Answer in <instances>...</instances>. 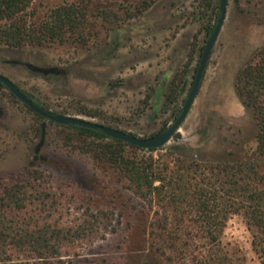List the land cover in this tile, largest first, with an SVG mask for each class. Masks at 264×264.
<instances>
[{
    "label": "rangeland",
    "instance_id": "1",
    "mask_svg": "<svg viewBox=\"0 0 264 264\" xmlns=\"http://www.w3.org/2000/svg\"><path fill=\"white\" fill-rule=\"evenodd\" d=\"M75 1L34 0L32 7L35 16L41 17L49 8ZM137 1L91 0L86 45L67 41L16 49L0 43V74L53 115L85 119L138 138L152 137L179 115L175 114L189 93L208 39L205 30L218 19L219 0H214L206 13L198 6L200 0H159L140 18L113 28L98 16L102 8L123 16L122 8ZM193 43L195 52L179 96L162 112L165 93L173 76L185 68ZM262 47L264 0H227L195 99L178 131L158 152L169 150L187 160L256 158L255 120L237 94L235 79L238 70L253 62ZM42 124L43 140L35 152ZM58 129L57 124L37 118L6 89H0V178L24 181L26 169L42 172L53 187L73 197L74 209L113 213L108 230L127 237L121 244L114 233H107L106 243L121 246L110 255L136 248L142 242V222L136 220L133 231L128 228L127 216L135 210L128 200L126 182L76 140L65 146L56 136ZM260 162L264 166V161ZM221 242L237 251L243 264L260 263L240 215L229 218ZM80 253L90 259L88 263L106 255L98 247Z\"/></svg>",
    "mask_w": 264,
    "mask_h": 264
},
{
    "label": "trees",
    "instance_id": "2",
    "mask_svg": "<svg viewBox=\"0 0 264 264\" xmlns=\"http://www.w3.org/2000/svg\"><path fill=\"white\" fill-rule=\"evenodd\" d=\"M33 1L0 0L2 45L18 49L67 41L87 44L85 30L91 0L59 4L41 17L35 16ZM157 1L130 3L122 8L123 16L119 11L102 8L98 16L113 28L140 18ZM213 2L200 0L202 13L210 10ZM213 27L206 28L208 36ZM194 52L193 43L185 68L173 76L165 93L162 112L176 102ZM235 87L255 120L254 159L187 160L169 150L160 153L161 149L137 148L106 137L99 130L57 125L60 129L56 136L65 146L76 140L84 151L110 165L126 182L128 200L135 210L127 216L128 228L133 231V223L141 221L142 242L136 248L110 255L121 246L106 243L107 233H114L112 236L121 244L127 237L108 230L113 213L74 209L72 196L58 191L42 172L26 169L24 181L0 178V264H84L90 259L81 257V250L92 252L96 247L106 255L88 264H243L237 251L225 248L221 242L233 215L242 217L259 264H264V166L260 162L264 161V47L257 50L253 62L238 70ZM0 89L6 88L0 83ZM180 111L177 109L175 115ZM155 152L157 155L151 154ZM100 239L104 242L96 244Z\"/></svg>",
    "mask_w": 264,
    "mask_h": 264
},
{
    "label": "water",
    "instance_id": "3",
    "mask_svg": "<svg viewBox=\"0 0 264 264\" xmlns=\"http://www.w3.org/2000/svg\"><path fill=\"white\" fill-rule=\"evenodd\" d=\"M227 0H219L218 5V19L216 21V24L214 25L212 32L210 36L208 37L203 51L201 53L198 66L195 72V76L191 85V88L189 90V93L184 101V104L181 108V112L178 115V117L174 120V122L168 126L163 132L150 137V138H138L133 135L127 134L123 131L110 128L107 126H104L102 124H98L95 122H91L85 119L76 118V117H70V116H62V115H53L49 112H45L39 107H37L31 100H29L21 91L6 77L0 74V83L21 103H23L25 106L30 108L34 113L39 115L41 118L51 121L57 125H73V126H79L84 127L88 129L93 130H99L101 131L106 137H109L111 139L120 140L124 143H127L129 145L135 146L140 149H159L162 146H164L172 137L173 135L178 131L181 123L185 119L193 101L197 94L200 81L206 66V63L208 61L209 55L211 53V50L214 46V43L217 39V36L219 34V31L221 29L224 14H225V8H226ZM44 126L45 124L41 125L40 128V141L38 145L35 148V152L38 151L39 147L41 146L43 135H44ZM35 159V158H34Z\"/></svg>",
    "mask_w": 264,
    "mask_h": 264
},
{
    "label": "flooded vegetation",
    "instance_id": "4",
    "mask_svg": "<svg viewBox=\"0 0 264 264\" xmlns=\"http://www.w3.org/2000/svg\"><path fill=\"white\" fill-rule=\"evenodd\" d=\"M227 4V3H226ZM219 5V4H218ZM225 15V14H224ZM218 16H219V13H218ZM216 24V23H215ZM212 32V31H211ZM211 34V33H210ZM210 36V35H209ZM208 36V37H209ZM218 37V36H217ZM216 42V41H215ZM215 44V43H214ZM204 48V47H203ZM213 49V48H212ZM203 51V50H202ZM212 51V50H211ZM202 53V52H201ZM211 54V53H210ZM201 56V55H200ZM209 57H210V55H209ZM200 59V58H199ZM209 59V58H208ZM199 62V61H198ZM206 65H207V63H206ZM197 66H198V64H197ZM206 67V66H205ZM196 69H197V67H196ZM204 71H205V69H204ZM195 72H196V70H195ZM203 74H204V72H203ZM194 76H195V74H194ZM203 76V75H202ZM8 79V78H7ZM193 79H194V77H193ZM202 79V78H201ZM11 81V80H10ZM12 82V81H11ZM193 82V81H192ZM201 82V81H200ZM13 83V82H12ZM14 84V83H13ZM15 85V84H14ZM192 85V84H191ZM16 86V85H15ZM17 87V86H16ZM191 88V87H190ZM7 90V89H6ZM8 91V90H7ZM9 92V91H8ZM10 93V92H9ZM16 99V98H15ZM195 99V98H194ZM30 100V99H29ZM23 104V103H22ZM184 104V103H183ZM44 111V110H43ZM45 112H47V111H45ZM181 112V111H180ZM180 114V113H179ZM71 117V116H70ZM178 117V116H177ZM43 119V118H42ZM184 121V120H183ZM182 124V123H181ZM165 130V129H164ZM163 130V131H164ZM162 131V132H163ZM159 133H161V132H159ZM159 133H157V134H159ZM157 134H155V135H157ZM154 135V136H155ZM153 137V136H152ZM150 138V137H149ZM34 158H36V156H34Z\"/></svg>",
    "mask_w": 264,
    "mask_h": 264
}]
</instances>
